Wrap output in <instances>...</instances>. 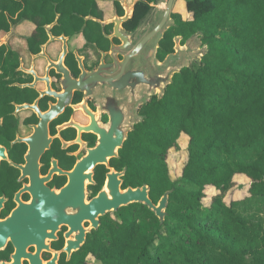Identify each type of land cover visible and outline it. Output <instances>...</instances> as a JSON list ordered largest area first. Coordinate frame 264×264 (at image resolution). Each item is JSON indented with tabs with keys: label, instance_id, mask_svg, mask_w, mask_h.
<instances>
[{
	"label": "flooded vegetation",
	"instance_id": "flooded-vegetation-1",
	"mask_svg": "<svg viewBox=\"0 0 264 264\" xmlns=\"http://www.w3.org/2000/svg\"><path fill=\"white\" fill-rule=\"evenodd\" d=\"M158 1L80 11L78 0H0V264H96L104 225L141 209L121 205L95 227L89 203L108 185L107 200L143 185L126 139L117 142L157 91L141 103L142 86L118 83L115 67L121 36L132 38Z\"/></svg>",
	"mask_w": 264,
	"mask_h": 264
},
{
	"label": "trees",
	"instance_id": "trees-1",
	"mask_svg": "<svg viewBox=\"0 0 264 264\" xmlns=\"http://www.w3.org/2000/svg\"><path fill=\"white\" fill-rule=\"evenodd\" d=\"M98 1L78 0L79 10ZM185 8L187 17L172 12L157 56L173 50L175 36L184 43L194 34L206 52L143 105L123 149L153 202L171 190L166 215L160 222L141 204L108 221L94 241L100 264H264V0H186ZM182 137L186 159L172 179L168 153ZM240 176L247 193L227 201Z\"/></svg>",
	"mask_w": 264,
	"mask_h": 264
},
{
	"label": "water",
	"instance_id": "water-1",
	"mask_svg": "<svg viewBox=\"0 0 264 264\" xmlns=\"http://www.w3.org/2000/svg\"><path fill=\"white\" fill-rule=\"evenodd\" d=\"M177 0H159L158 5L154 8L151 19L147 22L144 21L133 37L129 35H122L121 38L124 44L121 46V52L126 50L125 59L123 62L116 64L115 69L118 70L120 76L119 82L126 78V85L142 86L141 103H146L151 94L157 91V97H162L165 87L171 83L172 77L175 73L179 72L183 67H190V62L194 59L197 53L201 56L206 52V45H203L200 39V44L205 50H198L193 45V37L190 36L181 46V36L174 37V50L159 60L156 56L159 47V41L163 37L166 30L174 24L172 12ZM200 58H197V62ZM131 78V81H130ZM131 124L126 122L125 129L121 136L118 138L117 145L122 147L124 140L127 138L128 130ZM109 136L104 141L106 145ZM112 156L117 155L116 150L112 151ZM110 185L102 190L99 195L94 198L89 206L94 210V226H98L97 215H104L106 212L116 210L121 205L129 203L140 202L147 206L155 216L164 221L166 215V207L168 204L169 194L171 190L165 191L157 202L149 196V186L143 184L140 187H128L125 191L120 192L115 189V199L107 200V195ZM108 189V190H107Z\"/></svg>",
	"mask_w": 264,
	"mask_h": 264
},
{
	"label": "rangeland",
	"instance_id": "rangeland-1",
	"mask_svg": "<svg viewBox=\"0 0 264 264\" xmlns=\"http://www.w3.org/2000/svg\"><path fill=\"white\" fill-rule=\"evenodd\" d=\"M185 1L186 0H177L173 11L180 12L184 17H187L189 14H188V12L186 11V8H185ZM158 4L159 3H157L155 5V7ZM154 8L152 10V13L154 11ZM192 42H193V45L198 50H205V48L202 47V45L200 44V37L198 35L193 37ZM181 46L183 47V45H181ZM197 58H201V54L200 53H197L195 55L194 59L191 60V62H190L191 66H196V64L198 63L197 62ZM179 144H180V149L179 150L171 149L169 151V153H168L167 162H168V166H169V169H170V176H171L172 179L179 177L181 168H182L183 163L185 162V159H186L187 139L185 137H182L179 140ZM235 180H236V183L239 184V185L235 186L227 194V196H226V200L227 201H229L230 199H234V198H241L247 193V188L249 186V179L247 177L240 176V177H236ZM207 192L210 193L211 192V188L207 189ZM251 210H253V209H251ZM251 210L244 211L243 209H241L243 214H246L247 212H251ZM258 212L263 215L262 209L260 211H258ZM96 264H100V263L96 262Z\"/></svg>",
	"mask_w": 264,
	"mask_h": 264
}]
</instances>
